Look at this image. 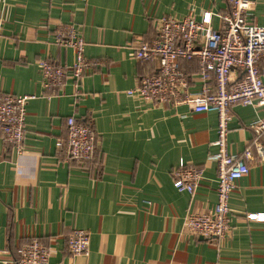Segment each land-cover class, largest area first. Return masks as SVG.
I'll return each instance as SVG.
<instances>
[{
  "label": "crops",
  "instance_id": "obj_1",
  "mask_svg": "<svg viewBox=\"0 0 264 264\" xmlns=\"http://www.w3.org/2000/svg\"><path fill=\"white\" fill-rule=\"evenodd\" d=\"M193 10H229L227 0H0V96H33L25 106L20 151L0 132V259L33 237L50 250L49 264H264V160L254 148L247 176L229 198V235L217 242L184 231L191 212L206 213L216 202L217 114L186 105H153L126 92L157 70L156 61L134 57L138 40L156 37L162 16L183 18ZM246 19L264 27V0H252ZM212 27L221 22L213 16ZM81 34L87 60L78 86L66 76L46 91L37 62L70 66L74 52L56 43L59 26ZM190 91L200 83L196 60L181 61ZM88 125L95 135L91 160H68L56 141L66 137V120ZM259 107L230 108L228 150L251 145ZM264 144V135L262 136ZM180 162L201 179L193 194L173 186ZM17 165L20 168H17ZM74 229L89 234L87 255H72Z\"/></svg>",
  "mask_w": 264,
  "mask_h": 264
},
{
  "label": "built area",
  "instance_id": "obj_2",
  "mask_svg": "<svg viewBox=\"0 0 264 264\" xmlns=\"http://www.w3.org/2000/svg\"><path fill=\"white\" fill-rule=\"evenodd\" d=\"M229 10L214 14L202 12L197 20L193 10L177 19L162 16L157 21L156 37L151 41L138 40L134 46V57L140 61H156L157 70L143 76L138 85L126 93L138 95L153 105H186L195 113L217 114V137L213 145L215 152L207 158L217 170L216 202L206 212H191L184 219V231L191 236H201L217 242L225 239L230 231V194L237 189L236 182L247 176L248 161L252 159L251 148L258 158L264 160V117L251 124L254 138L241 154L228 150V124L230 108L235 104L259 107L264 114V27L246 19L252 0H227ZM213 16L219 18L218 29L212 27ZM56 43L74 52L70 66H60L48 60L37 62L42 87L46 90L60 88L66 76L78 86L85 70L96 66L97 60H87L85 43L72 25L59 26ZM196 60L195 75L200 86L190 91L189 77L181 70V61ZM33 96H0V132L3 140L20 151L25 133V106ZM63 150L68 160L78 165L93 157L95 135L93 130L68 117L66 137L55 143ZM17 168H20L17 165ZM201 173L194 166L180 162L173 172V186L179 192L193 194ZM250 220L264 221V214H247ZM72 255H87L89 234L74 229L67 238ZM50 250L35 237L17 249L12 258L0 264H49Z\"/></svg>",
  "mask_w": 264,
  "mask_h": 264
}]
</instances>
